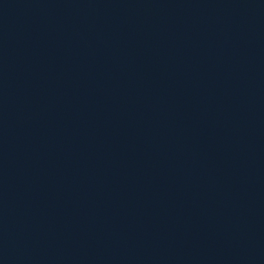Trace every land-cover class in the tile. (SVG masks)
<instances>
[{"label": "water", "instance_id": "water-1", "mask_svg": "<svg viewBox=\"0 0 264 264\" xmlns=\"http://www.w3.org/2000/svg\"><path fill=\"white\" fill-rule=\"evenodd\" d=\"M0 264H264V0H0Z\"/></svg>", "mask_w": 264, "mask_h": 264}]
</instances>
